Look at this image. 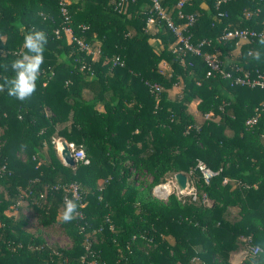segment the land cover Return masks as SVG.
Wrapping results in <instances>:
<instances>
[{
	"label": "trees",
	"instance_id": "16d2710c",
	"mask_svg": "<svg viewBox=\"0 0 264 264\" xmlns=\"http://www.w3.org/2000/svg\"><path fill=\"white\" fill-rule=\"evenodd\" d=\"M57 1L0 0V84L14 75L11 63L20 58L25 34L42 31L47 37L33 95L20 101L7 87L0 91V264H192L195 258L229 264L245 237L261 250L246 253L243 264H264L263 91L205 77L199 56L186 54L181 63L164 22L155 18L145 25L148 0L121 8L111 0H64L72 34L97 51L94 56L61 31ZM177 1L159 3L179 24ZM216 1H184L182 12L195 15L190 41L210 39L203 51L216 52L223 65L235 62L264 74L260 38L216 39L225 28L262 29L263 7L256 0ZM236 43L238 53L227 61ZM116 56L121 66L111 64ZM145 82L160 90L150 91ZM179 83L178 94L169 96L167 90ZM194 99L199 114L210 113L199 124L188 111ZM255 109L258 120L248 127L244 120ZM57 139L81 148L89 163L63 164ZM197 160L217 171L207 183L195 169ZM130 168L149 173L151 182L138 189ZM176 172L191 180L197 199H153L152 186ZM98 179L105 180L101 189ZM69 182L80 189L79 215L59 224L73 246L52 249L24 230L27 216L18 201L27 200L31 216L46 226L64 204L53 186ZM202 195L210 202H201Z\"/></svg>",
	"mask_w": 264,
	"mask_h": 264
},
{
	"label": "built area",
	"instance_id": "2783aa9c",
	"mask_svg": "<svg viewBox=\"0 0 264 264\" xmlns=\"http://www.w3.org/2000/svg\"><path fill=\"white\" fill-rule=\"evenodd\" d=\"M111 1L115 3V7L121 8L124 4L128 2L129 3L134 2L135 0H111ZM148 1L150 2V9L145 19V25L148 26L152 24L155 18H158L159 20H162L164 22L166 28L174 36V42L172 43L171 50L172 52L175 53V55L178 57L181 63H183V58L185 57L186 54L199 56L202 62L204 63V65L206 66L205 77L217 76L221 79L227 80L229 85H241V86H247L249 88H258L262 90L264 93V74L261 71H259L257 68L244 69L235 62H231L227 66H225L218 59L216 52L212 53V52L203 51L204 47H207L211 44L210 39L203 38L197 40L196 42L190 41V33L188 29L194 23L195 15L193 13L182 12V7L184 5L185 0H178L175 4V9H176L175 16L178 19L182 20V22L179 24L175 23L171 18V16L165 12V10L162 8V6L159 3V0H148ZM226 1L228 0H217L216 5H218L219 3H224ZM256 1L259 4H261V6L263 7L262 29L257 31L250 28H232V29L225 28L219 34V36H217L216 39L219 41L235 39L237 43H240L243 41H251L254 38H261L262 36H264V0H256ZM57 2H58L59 13L63 17V22H64V25H62L61 27V31H63L65 34H68L70 36V39L75 42V44L80 50L84 51V53L86 54L91 53V55L94 56L95 53H97V51H92L86 42H84L82 39L72 34L69 25V15L65 8V1L58 0ZM259 11H260L259 7L255 8L254 14H257ZM250 14L251 12L246 11L244 15L246 17H249ZM217 15L221 17L224 16L225 13L218 12ZM59 32H60L59 29H55L54 31L56 35H59ZM0 52L3 53L1 48H0ZM110 61L112 65H119V66L122 65L121 59H119L117 56L111 58ZM81 68H83V64L81 65ZM145 83L148 85L150 91L158 92L160 90V85L157 83H148V82ZM196 83H198V81ZM209 114L210 113L204 114V119H207L209 117ZM259 114H260L259 109H255V112L244 120V124L248 127L255 125V123L258 120ZM61 141L63 140L57 139V141H55L56 144L55 148L57 150V153H59L61 149V144H60ZM65 144L74 161L79 160L82 162V164L89 163V159L85 157L84 151L81 148H76L72 143L65 142ZM195 169L199 172L205 183H207L210 177H212L214 174L217 173V171L211 170L200 160L196 161ZM186 180L187 182H186L185 194L189 195L192 199L194 198L195 192L193 190L191 180L188 179L187 175H186ZM171 182L175 184L174 175H172ZM223 182H226V178H223ZM167 184H169V182H167ZM158 186L159 184L153 188V193H155V195H158V192L156 191V187ZM188 186L190 187L188 188ZM53 189L61 190L63 194V200L65 197L72 199L73 194H75L76 200H79L80 189L79 186L74 182H69L67 184H62V185H56L53 186ZM242 241L245 243L244 248L239 249L237 253V255L240 256L241 258L244 257L246 253L255 254L261 250L258 245H252L250 243L249 237L242 238Z\"/></svg>",
	"mask_w": 264,
	"mask_h": 264
},
{
	"label": "rangeland",
	"instance_id": "374dc122",
	"mask_svg": "<svg viewBox=\"0 0 264 264\" xmlns=\"http://www.w3.org/2000/svg\"><path fill=\"white\" fill-rule=\"evenodd\" d=\"M159 67L165 69L167 67V65L165 63H161L159 62ZM181 83L173 85L172 87H170L167 91L169 93V96L171 97H175L176 94H178L179 92V87H180ZM195 115H197V121L198 124L201 123L202 121H204V116L199 114V112H195ZM57 141V140H56ZM56 145V144H55ZM59 154V153H58ZM59 156V155H58ZM60 158V157H59ZM61 160V159H60ZM92 168V166H91ZM89 166V169H91ZM130 178L133 180V185L137 186L138 189L144 188L146 186L147 183H150L152 180V176L149 173H144V172H137L135 171L133 168H130ZM172 173H169L165 176V181L163 183H167L169 182V185L171 187V191L167 194V195H155V193H153V188L156 186H152L151 188V192H150V196L155 199L156 201L163 203L166 202V199L170 196V195H174L176 197L181 196H187V194H185V190L184 191H179L176 187L175 184H173L171 182L172 179ZM104 179H98L95 182V187H97L98 189H101L104 183ZM190 186H188L189 188ZM194 190V187H193ZM182 192V193H181ZM195 192V190H194ZM196 193L194 194V198H192V200H196ZM203 203H209L210 200L205 197L204 195H202V198L200 200ZM18 204L21 206L22 211L26 214V219H27V223L24 226V230L29 234L32 235V237L38 238L40 239V242L42 244H44L47 247H50L52 249H55V247L59 248V249H64V250H69L72 246H73V240L70 236V234L64 230V228H62L60 226V214L63 211V204L59 207L56 216H55V220L46 225V226H42L37 224L36 220L34 217L31 216L32 214V209L29 206L27 200L22 199L18 201ZM83 206L84 203H81ZM14 213V211L12 212ZM87 237H89V234H85ZM93 239V238H92ZM35 247L33 244H28V248H32ZM239 251V250H238ZM238 251H234L231 252L229 254V264H243L242 258L240 256L237 255ZM192 264H199V261L195 258V260L192 261Z\"/></svg>",
	"mask_w": 264,
	"mask_h": 264
},
{
	"label": "clouds",
	"instance_id": "9594fccd",
	"mask_svg": "<svg viewBox=\"0 0 264 264\" xmlns=\"http://www.w3.org/2000/svg\"><path fill=\"white\" fill-rule=\"evenodd\" d=\"M47 37L42 31H31L25 34L22 51L18 54L20 58L11 63V69L14 75L11 78H5L4 83L0 84V91L7 87L8 95L15 97L20 101L30 98L36 91V82L40 76L41 66L44 62L45 45ZM259 44L264 45V36L259 39ZM254 59H260V53L256 52ZM78 204L76 196L73 198H64L63 211L60 219L63 223H70L77 218Z\"/></svg>",
	"mask_w": 264,
	"mask_h": 264
},
{
	"label": "water",
	"instance_id": "95a60500",
	"mask_svg": "<svg viewBox=\"0 0 264 264\" xmlns=\"http://www.w3.org/2000/svg\"><path fill=\"white\" fill-rule=\"evenodd\" d=\"M61 149L59 151V157L63 164L72 166L74 164V160L69 152V150L66 147V144L64 141L60 142ZM174 180L175 185L179 191H184L186 189V175L182 172H176L174 173Z\"/></svg>",
	"mask_w": 264,
	"mask_h": 264
},
{
	"label": "crops",
	"instance_id": "0c3cea01",
	"mask_svg": "<svg viewBox=\"0 0 264 264\" xmlns=\"http://www.w3.org/2000/svg\"><path fill=\"white\" fill-rule=\"evenodd\" d=\"M147 27H148V26H147ZM240 43H241V42H240ZM237 45H238V44H236V45L234 46V48L231 49V51H230V55L228 56V58H226L227 61H229V59H234V58H235L236 54L238 53V46H237ZM161 63H164V62L161 61ZM162 69H163V68H162ZM198 101H199V99H194V100H192V101L188 104V111L191 113L193 119L196 120V121H197V118H196L197 115H195L194 113L196 112V104L198 103ZM261 142H262L263 145H264V137L262 138ZM236 210H237V207H235V206H232V207L230 208V211H231V212H235Z\"/></svg>",
	"mask_w": 264,
	"mask_h": 264
},
{
	"label": "bare ground",
	"instance_id": "6f19581e",
	"mask_svg": "<svg viewBox=\"0 0 264 264\" xmlns=\"http://www.w3.org/2000/svg\"><path fill=\"white\" fill-rule=\"evenodd\" d=\"M156 191L160 195H167L171 191V187L167 183H162L158 187H156Z\"/></svg>",
	"mask_w": 264,
	"mask_h": 264
}]
</instances>
